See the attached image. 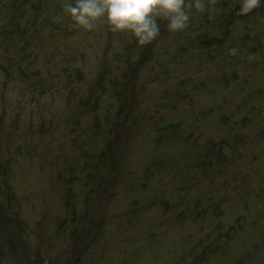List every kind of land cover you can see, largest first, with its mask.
<instances>
[{
  "label": "trees",
  "instance_id": "16d2710c",
  "mask_svg": "<svg viewBox=\"0 0 264 264\" xmlns=\"http://www.w3.org/2000/svg\"><path fill=\"white\" fill-rule=\"evenodd\" d=\"M213 2L219 11L191 9L180 31L157 18L160 34L139 45L104 22L76 26L75 0H0V264H116L149 247L172 264H213L233 245L234 264L258 246L264 264V223L204 197L228 189L221 175L244 140L234 134L264 135V84L250 71L264 77V5L237 15L239 0ZM244 56L257 62L247 89ZM209 83L246 90L257 112L250 100L219 105L204 110L213 130L194 127L201 117L178 110Z\"/></svg>",
  "mask_w": 264,
  "mask_h": 264
},
{
  "label": "rangeland",
  "instance_id": "374dc122",
  "mask_svg": "<svg viewBox=\"0 0 264 264\" xmlns=\"http://www.w3.org/2000/svg\"><path fill=\"white\" fill-rule=\"evenodd\" d=\"M243 59L245 65L240 66L238 69L242 71L240 76L241 86L247 89L249 84L248 81H246L247 77L244 74L248 70V64L252 66L257 62L255 59L250 62V59L246 56H244ZM179 70L180 68L169 69V82H171L170 89H181L182 85H179V82L181 81L179 76L182 73ZM250 71L252 76L256 77L257 79V81L254 82L252 86L258 85L259 82L263 85L264 81L262 80L264 77L260 76L257 71ZM250 71H248V73ZM244 80L245 82L243 83ZM236 89V86L228 87L226 85L222 86L220 83H209L207 84L205 92L199 94L196 97L189 96L191 99V107L189 108L190 110L185 108V111H181L183 109L181 107L179 108L178 112L181 114L190 113L192 116L191 119L201 117V120L203 121H199L194 124V127L201 128V130H204V127H207L210 130L214 129V125L218 121L217 114L215 115V111H213L211 114L213 117L210 119L211 115H209V113H205V111L209 110L210 108H216L219 105H222L223 107H227V105L236 106L241 104L242 100H250L248 101L247 106H254V110L257 112L259 105L258 101L260 99L258 98V101H255L256 99L254 98L255 100H253L251 97L246 95V90L243 97L240 98L241 94L237 96ZM260 93L263 94L264 91H260ZM178 105L181 106V103H178ZM259 110L263 111L262 108H259ZM212 134L214 137L217 136L216 131ZM256 135H254L252 131L234 134L236 137H244V140L241 143L243 145L239 148L241 149L239 151L241 152V156H234L229 164H227L228 169L224 174L221 175V181L226 183V187H228V189L221 190L214 186L210 189V191L204 193V197L207 198L208 196L212 195L213 201L217 199H227L226 206L228 205L234 208V212L244 211V215L259 218L258 225L261 227L264 223L262 222V219H264V135ZM239 140L241 142V139ZM170 147H174V144H171ZM176 152H178V154L169 153L166 155V159L169 161L170 167L179 163V155L184 156V153L181 151V149ZM217 171L218 167H214V172ZM233 186H236V189H231ZM212 205L215 211H220L215 202H212ZM260 217H262V219ZM257 233L261 237L260 230H257ZM252 239L254 238L252 237ZM259 241L260 239L254 242L259 243ZM152 250L153 251H151L150 247L147 249H133V251H130L131 253L125 257V260H121L116 264H155L157 261L158 264H172L174 262L171 261V257L165 253L164 249L156 248L154 250L152 248ZM262 250L263 249H260V246L252 250L256 253L251 256L249 264H251V261H253L252 264H258V261H256L257 258L254 257H256L259 252L262 253ZM236 251L237 245H233L230 251L228 249L227 252L224 253L226 254L225 256H223L224 254H220L217 260H212L213 264H234L238 260L233 259V255ZM173 252L174 255L178 256L180 251L179 249L175 248ZM247 262L248 261H245L244 264Z\"/></svg>",
  "mask_w": 264,
  "mask_h": 264
},
{
  "label": "clouds",
  "instance_id": "9594fccd",
  "mask_svg": "<svg viewBox=\"0 0 264 264\" xmlns=\"http://www.w3.org/2000/svg\"><path fill=\"white\" fill-rule=\"evenodd\" d=\"M237 15H247L264 5V0H239ZM191 9L199 12L219 11L213 0H75L66 11L76 26L93 30L99 22L106 23L114 32L131 33L139 45L151 43L160 34L157 18L166 21L172 32L185 29ZM236 55L237 49L228 50Z\"/></svg>",
  "mask_w": 264,
  "mask_h": 264
}]
</instances>
